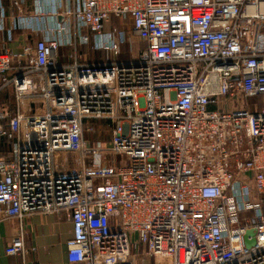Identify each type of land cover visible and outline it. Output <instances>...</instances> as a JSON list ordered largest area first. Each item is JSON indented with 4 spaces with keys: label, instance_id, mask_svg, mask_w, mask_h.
I'll use <instances>...</instances> for the list:
<instances>
[{
    "label": "built area",
    "instance_id": "obj_1",
    "mask_svg": "<svg viewBox=\"0 0 264 264\" xmlns=\"http://www.w3.org/2000/svg\"><path fill=\"white\" fill-rule=\"evenodd\" d=\"M13 5L0 31L29 43L0 52L7 254H26L25 217L65 212L69 264H264V0ZM95 121L110 142L86 139Z\"/></svg>",
    "mask_w": 264,
    "mask_h": 264
},
{
    "label": "crops",
    "instance_id": "obj_2",
    "mask_svg": "<svg viewBox=\"0 0 264 264\" xmlns=\"http://www.w3.org/2000/svg\"><path fill=\"white\" fill-rule=\"evenodd\" d=\"M15 2L22 5L29 13L34 0H4L7 22L19 13V8L13 5ZM27 42L29 43L21 32H16L14 41L9 43L7 34L0 31V52L6 49L18 52ZM8 97V95H0V103H8L15 114V105L13 101L9 102L10 97ZM10 153L11 151L8 152L0 147V158L7 157ZM2 211L3 208H0V264H69L67 243L72 237V222L65 212L54 215L34 214L25 217L21 226L26 234V254L10 256L6 250L18 233L20 222L3 219ZM165 262L167 261L158 260V264H165Z\"/></svg>",
    "mask_w": 264,
    "mask_h": 264
},
{
    "label": "rangeland",
    "instance_id": "obj_3",
    "mask_svg": "<svg viewBox=\"0 0 264 264\" xmlns=\"http://www.w3.org/2000/svg\"><path fill=\"white\" fill-rule=\"evenodd\" d=\"M113 23L115 25H120V21L113 20ZM111 27L109 25L106 26V31H109ZM144 48V45L138 41L135 37H132V40L130 44H127L122 48V55L118 58L119 61L127 60L129 59L133 53H137L141 51ZM82 53L84 54H89V57L91 60L103 62L105 61V55L101 52H91L88 48H83ZM250 106L253 110H256L255 107L257 108L258 111L262 110L264 108V97L260 98H255L251 99L249 101ZM94 125L96 126V122H91V123H86V126L88 125ZM98 131H95V133H86L85 137L88 139L90 142H95V141H102V142H110L112 139V130H106L104 127L101 125H97ZM59 156H64V154H57L56 157Z\"/></svg>",
    "mask_w": 264,
    "mask_h": 264
},
{
    "label": "trees",
    "instance_id": "obj_4",
    "mask_svg": "<svg viewBox=\"0 0 264 264\" xmlns=\"http://www.w3.org/2000/svg\"><path fill=\"white\" fill-rule=\"evenodd\" d=\"M95 122H96V124H97L98 126H99V125H101V126H105L104 128H105L106 130L111 129V125H110V123H107V122H104V121H95ZM97 125L95 126L96 131H98V130H97V129H98ZM0 144L2 145V146H0V147L5 148V150L8 151V152L12 150V145H11V143L9 142V140H8L7 138H1V139H0Z\"/></svg>",
    "mask_w": 264,
    "mask_h": 264
},
{
    "label": "water",
    "instance_id": "obj_5",
    "mask_svg": "<svg viewBox=\"0 0 264 264\" xmlns=\"http://www.w3.org/2000/svg\"><path fill=\"white\" fill-rule=\"evenodd\" d=\"M256 232L254 230H248L245 237V245L250 248L256 244L255 238L253 240H249V237H255Z\"/></svg>",
    "mask_w": 264,
    "mask_h": 264
}]
</instances>
